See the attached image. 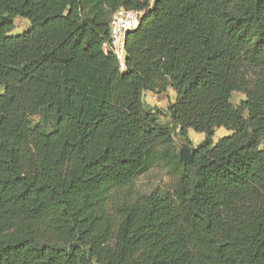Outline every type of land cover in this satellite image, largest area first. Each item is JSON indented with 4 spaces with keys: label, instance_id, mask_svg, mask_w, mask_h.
Returning a JSON list of instances; mask_svg holds the SVG:
<instances>
[{
    "label": "trees",
    "instance_id": "16d2710c",
    "mask_svg": "<svg viewBox=\"0 0 264 264\" xmlns=\"http://www.w3.org/2000/svg\"><path fill=\"white\" fill-rule=\"evenodd\" d=\"M169 86L171 125L143 100ZM159 158L176 187L130 195ZM0 264H264V0H0Z\"/></svg>",
    "mask_w": 264,
    "mask_h": 264
},
{
    "label": "rangeland",
    "instance_id": "374dc122",
    "mask_svg": "<svg viewBox=\"0 0 264 264\" xmlns=\"http://www.w3.org/2000/svg\"><path fill=\"white\" fill-rule=\"evenodd\" d=\"M110 18V16H109ZM15 28L11 32L13 34L21 33L30 27V21L21 16L14 18ZM245 98V95L241 92H234L232 101L234 103H240ZM176 99V92L172 87H168L165 92L159 93L157 91L145 90L143 92V100L145 106L155 112L160 122L171 125V115L168 110L169 104ZM33 122L40 120V116H33ZM231 130L226 127L216 128L213 140L216 142L223 136L230 135ZM204 132H198L190 129L188 132V140H186L180 133V129L176 128L173 132V144L170 148L171 154L178 155L180 157V150L184 144H187L191 150L197 148L200 143L205 139ZM161 149V147H159ZM181 159V158H180ZM178 182V174L175 170L170 169L159 158L154 166L146 173L140 175L133 185L131 186L130 195L138 197L142 194H149L156 189L161 190H173Z\"/></svg>",
    "mask_w": 264,
    "mask_h": 264
},
{
    "label": "built area",
    "instance_id": "2783aa9c",
    "mask_svg": "<svg viewBox=\"0 0 264 264\" xmlns=\"http://www.w3.org/2000/svg\"><path fill=\"white\" fill-rule=\"evenodd\" d=\"M143 10L119 8L110 18V41L103 43L106 54L112 51L119 60L122 70L126 68V37L130 31L138 29Z\"/></svg>",
    "mask_w": 264,
    "mask_h": 264
},
{
    "label": "water",
    "instance_id": "95a60500",
    "mask_svg": "<svg viewBox=\"0 0 264 264\" xmlns=\"http://www.w3.org/2000/svg\"><path fill=\"white\" fill-rule=\"evenodd\" d=\"M180 158L187 164H191L193 161V151L191 148L184 144L183 147L180 150Z\"/></svg>",
    "mask_w": 264,
    "mask_h": 264
}]
</instances>
